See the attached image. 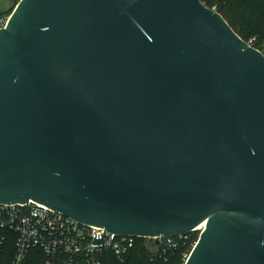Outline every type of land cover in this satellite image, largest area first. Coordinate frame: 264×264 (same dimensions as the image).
I'll return each instance as SVG.
<instances>
[{
	"label": "water",
	"instance_id": "95a60500",
	"mask_svg": "<svg viewBox=\"0 0 264 264\" xmlns=\"http://www.w3.org/2000/svg\"><path fill=\"white\" fill-rule=\"evenodd\" d=\"M15 5L0 203L163 242L205 221L184 264H264L263 53L201 0Z\"/></svg>",
	"mask_w": 264,
	"mask_h": 264
},
{
	"label": "built area",
	"instance_id": "2783aa9c",
	"mask_svg": "<svg viewBox=\"0 0 264 264\" xmlns=\"http://www.w3.org/2000/svg\"><path fill=\"white\" fill-rule=\"evenodd\" d=\"M6 23L7 18L0 14V28ZM247 42L253 46L254 40ZM203 228L198 225L187 234L164 238L163 242L160 236L116 235L103 226L72 220L33 200L0 203V264L9 248V264H111L109 258L118 259L129 253L138 238L155 252H164L180 241L189 243L192 233L197 232L199 237ZM96 239L102 242H95ZM197 239L183 254V262Z\"/></svg>",
	"mask_w": 264,
	"mask_h": 264
},
{
	"label": "trees",
	"instance_id": "16d2710c",
	"mask_svg": "<svg viewBox=\"0 0 264 264\" xmlns=\"http://www.w3.org/2000/svg\"><path fill=\"white\" fill-rule=\"evenodd\" d=\"M205 6L212 9L215 8L219 14L222 15L224 20L229 24V26L234 30V32L244 41H248L249 36L254 37L253 47L258 48L262 51L264 55V0H201ZM250 2L255 6L257 13V20L254 24H251L245 18L242 21L241 26H237L233 23L231 19L228 18V13L226 12L227 3L236 2L241 5L244 2ZM18 0H15L13 9ZM11 10V9H10ZM244 18V15H243ZM198 237L197 232L192 233L190 241L184 242L180 241L176 244V249L174 251H169L165 249L164 252H155L148 245H146L145 240L138 238L129 253L124 254L118 259L109 258L111 264H184L183 254L190 248V244L194 242ZM3 254L1 264H9V257L12 252L10 248Z\"/></svg>",
	"mask_w": 264,
	"mask_h": 264
},
{
	"label": "rangeland",
	"instance_id": "374dc122",
	"mask_svg": "<svg viewBox=\"0 0 264 264\" xmlns=\"http://www.w3.org/2000/svg\"><path fill=\"white\" fill-rule=\"evenodd\" d=\"M262 1V0H260ZM15 0H0V14H2L5 18L9 17L10 12L14 9L11 7L14 6ZM229 6H226L228 18L233 21V23L237 26H241L242 21L246 18L247 21L251 24H254L257 20V10L254 5L250 2H244L241 5L236 2L227 3ZM214 8V7H213ZM11 9V10H10ZM215 9V8H214ZM257 14V15H255ZM244 15V18H243ZM256 36V35H255ZM255 36H249L247 39L251 38L254 40Z\"/></svg>",
	"mask_w": 264,
	"mask_h": 264
},
{
	"label": "bare ground",
	"instance_id": "6f19581e",
	"mask_svg": "<svg viewBox=\"0 0 264 264\" xmlns=\"http://www.w3.org/2000/svg\"><path fill=\"white\" fill-rule=\"evenodd\" d=\"M204 223H205V221H204ZM204 223L200 224L199 227L202 228L204 226Z\"/></svg>",
	"mask_w": 264,
	"mask_h": 264
}]
</instances>
